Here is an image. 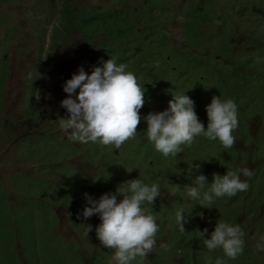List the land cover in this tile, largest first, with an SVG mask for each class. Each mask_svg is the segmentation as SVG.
<instances>
[{
  "label": "rangeland",
  "instance_id": "374dc122",
  "mask_svg": "<svg viewBox=\"0 0 264 264\" xmlns=\"http://www.w3.org/2000/svg\"><path fill=\"white\" fill-rule=\"evenodd\" d=\"M138 45L148 49L145 60L131 53ZM257 55L264 57V0H0V264H114L113 250L96 237L99 216L78 214L89 206L86 193L98 200L138 178L160 185L146 205L157 244L142 264L226 259L219 249L209 253L199 234L207 228L210 238L219 219L244 232V252L228 264H264L255 248L264 234V59L256 63ZM113 57L145 89L137 135L120 149L73 142L56 120L67 115L63 85L80 67L90 75ZM174 87L194 101L205 128L214 95L236 102L231 149L203 137L176 157L154 149L143 117L167 109ZM192 163L209 183L228 169L254 174L241 176L246 192L201 208L184 191L200 174L191 175ZM174 184L180 191L172 195ZM181 207L185 215L195 207L185 232L175 220Z\"/></svg>",
  "mask_w": 264,
  "mask_h": 264
},
{
  "label": "clouds",
  "instance_id": "9594fccd",
  "mask_svg": "<svg viewBox=\"0 0 264 264\" xmlns=\"http://www.w3.org/2000/svg\"><path fill=\"white\" fill-rule=\"evenodd\" d=\"M261 59L264 57L257 55L255 62L260 63ZM101 63L102 67H94L90 75L80 67L78 74H73L65 82L63 91L68 96L60 102V107L66 109L67 115L58 116L56 120L59 129L73 142L114 145L120 149L137 135L142 119L140 110L145 105V89L138 83L136 75L126 70V64H117L114 57ZM28 79H32L31 73ZM168 92L172 98L167 109L143 117L147 124V139L157 152L164 157H176L182 152L181 145L191 146L197 137L219 141L224 149L234 146L238 106L233 99L220 95L211 98L206 105L208 123L205 128L195 111L194 101L188 95L175 87ZM190 167L191 175L200 173L199 163H192ZM253 174L247 167L228 169L224 175L213 173L209 183L200 173L195 176L194 184L184 185V191L196 206L211 209L217 199L246 192L249 184L241 176L251 178ZM179 191L180 185L174 184L172 195ZM117 196L122 199L118 201ZM159 196L157 182L149 184L141 178L131 179L121 184L115 193L102 194L98 200L86 193L89 206L84 207L78 218L99 216L101 223L95 228L96 237L103 248L113 250L114 264H142L156 248L155 237L159 230L152 210L146 205H154ZM193 209L187 215L182 207L176 211L175 220L180 232H185L184 225L189 222L188 216ZM66 214L71 216V213ZM197 215L203 219L202 213ZM91 231L92 226L87 225L85 234L88 236ZM199 234L209 253L219 249L226 257H217L215 264H228L229 260H236L244 252V232L239 224L219 219L210 238H204L208 234L207 228ZM160 247L167 249L166 244ZM255 248L258 252L264 251V234L259 237ZM205 259L210 260V257Z\"/></svg>",
  "mask_w": 264,
  "mask_h": 264
},
{
  "label": "trees",
  "instance_id": "16d2710c",
  "mask_svg": "<svg viewBox=\"0 0 264 264\" xmlns=\"http://www.w3.org/2000/svg\"><path fill=\"white\" fill-rule=\"evenodd\" d=\"M140 42H142V41H140ZM122 47H120V49H121ZM137 48V47H136ZM136 48H134L133 47V49L131 50L132 52V54L134 55L136 52H140L142 55H140V57H141V59H140V61L141 60H145V57H146V55L148 54V49H146V50H143V51H141V49H140V46L138 45V48L136 49ZM125 48L123 47V50H124ZM122 51V50H121ZM129 52H130V50H129ZM117 56H119L118 54H117ZM137 58V57H136ZM119 60V59H118Z\"/></svg>",
  "mask_w": 264,
  "mask_h": 264
}]
</instances>
